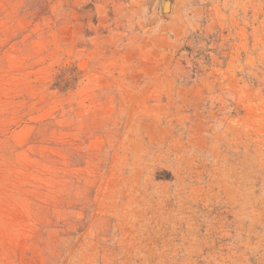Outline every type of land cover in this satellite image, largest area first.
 I'll return each instance as SVG.
<instances>
[{"label":"rangeland","instance_id":"obj_1","mask_svg":"<svg viewBox=\"0 0 264 264\" xmlns=\"http://www.w3.org/2000/svg\"><path fill=\"white\" fill-rule=\"evenodd\" d=\"M0 0V264H264V0Z\"/></svg>","mask_w":264,"mask_h":264},{"label":"water","instance_id":"obj_2","mask_svg":"<svg viewBox=\"0 0 264 264\" xmlns=\"http://www.w3.org/2000/svg\"><path fill=\"white\" fill-rule=\"evenodd\" d=\"M169 11V1L166 0L163 4V12Z\"/></svg>","mask_w":264,"mask_h":264}]
</instances>
